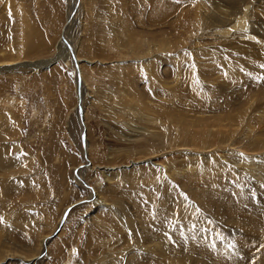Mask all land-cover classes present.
Segmentation results:
<instances>
[{"label": "rangeland", "instance_id": "374dc122", "mask_svg": "<svg viewBox=\"0 0 264 264\" xmlns=\"http://www.w3.org/2000/svg\"><path fill=\"white\" fill-rule=\"evenodd\" d=\"M229 2L0 0V264H264V0Z\"/></svg>", "mask_w": 264, "mask_h": 264}, {"label": "bare ground", "instance_id": "6f19581e", "mask_svg": "<svg viewBox=\"0 0 264 264\" xmlns=\"http://www.w3.org/2000/svg\"><path fill=\"white\" fill-rule=\"evenodd\" d=\"M71 1V0H70ZM227 1V0H226ZM233 2V1H232ZM228 3H230L229 2V0H228ZM71 4V3H70ZM260 4V6H261V3H259ZM224 5V4H223ZM70 6V5H69ZM158 7L159 8V5L158 4H155L154 5V7ZM155 8V9H157L158 10V8ZM201 7H203V6H201ZM262 8H260L259 9V6L258 5H255L254 7H253V9L255 10H257V12L259 11L260 12V14H261V17L263 18V20H260L259 18H257L256 19V21L258 22V24H260L259 22H262V24H263V22H264V7L263 6H261ZM204 9H205V7H203ZM202 8V9H203ZM251 8V7H250ZM69 9V8H68ZM160 9V8H159ZM227 9V10H226ZM242 9V10H241ZM161 10V9H160ZM217 12H221V18H220V16H218L220 19H222L223 21H221L220 22V20H219V22H218V19L219 18H216L215 20H216V24H217V22H218V24L220 23L221 25H223V26H225L224 25V23H228V25H230V27H228V26H225V27H227V28H224V29H222V30H220V34L219 35H217V37L218 36H228L229 35V37L232 35L233 37H232V39H231V41H230V44L231 45H233V46H235V47H237L238 48V46H236V45H238V44H246L245 45V47H253V48H261L259 45H257V44H262V42L260 43L259 41H256V36L254 37V35H253V33L254 32H252L253 30H252V27H250L249 28V24H250V26H251V22L252 21H250V17L252 16V11L251 10H247V8L246 7H244V8H239V9H237V12H235L234 10H232V9H229V7H225V6H222V5H219V7L217 8ZM255 10V11H256ZM69 11V10H68ZM73 11H74V9H73ZM73 11L70 13H68V18H69V15H71L72 16V14H73ZM215 11V10H214ZM226 11H228V13H229V16L231 15V17H234V16H236V17H234L232 20H233V22H232V20H229L228 18L227 19H225L224 18V14L223 13H226ZM155 12V11H154ZM204 12H206L205 10H204ZM216 12V13H217ZM249 12V13H248ZM228 13H226V14H228ZM154 14V13H153ZM208 14V13H207ZM214 14V13H213ZM225 14V15H226ZM233 14H235L234 16H233ZM259 14V13H258ZM201 15V14H200ZM215 15V14H214ZM219 15V14H218ZM156 16V15H155ZM204 16V15H203ZM209 16V15H208ZM213 16V15H212ZM201 17V16H200ZM207 17V16H206ZM226 17H228V16H226ZM231 17H230V19H231ZM215 18V17H214ZM204 20V19H203ZM231 21V22H228V21ZM249 21H250V23H249ZM68 22H69V19H68ZM226 23V24H227ZM205 24V23H204ZM216 24H215V26L214 27H216ZM262 24H260V25H262ZM211 24H209V26H210ZM213 25V24H212ZM207 26V25H206ZM207 26V28L208 29H210L212 26ZM222 26V27H223ZM261 27V26H260ZM65 29H66V27H64ZM68 28V27H67ZM217 29H218V27H216ZM219 28H220V26H219ZM212 30H214L213 28H212ZM252 30V31H251ZM66 31V30H65ZM255 33H257V32H255ZM226 34H228V35H226ZM245 34V35H244ZM202 35V34H201ZM262 35V34H261ZM208 36V35H207ZM206 36V37H207ZM210 36V35H209ZM244 36V41H241V39H242V37ZM205 38V37H204ZM208 38V37H207ZM245 38H246V40H245ZM61 39H62V37H61ZM203 39V38H202ZM219 40V39H218ZM236 40V41H235ZM197 43V42H196ZM248 43V44H247ZM255 43V44H254ZM227 44H229V43H227ZM226 45V44H225ZM256 45V47H254V46ZM227 46V45H226ZM240 47V46H239ZM245 49V48H244ZM248 50V49H247ZM252 50V49H251ZM205 51V50H204ZM206 51H208V50H206ZM205 51V52H206ZM254 51V50H253ZM207 53V52H206ZM208 53H210V50L208 51ZM211 55H213L214 56V54L212 53V51H211ZM211 55H210V57H211ZM4 62H9L8 60H0V63H4ZM18 62V61H17ZM10 64V63H9ZM8 64V65H9ZM12 64V63H11ZM74 64L76 65V62H74ZM242 64V63H241ZM6 65V64H5ZM147 65V64H146ZM148 68V67H147ZM150 69V68H149ZM151 69H153V68H151ZM150 72H152V71H150ZM154 72V71H153ZM75 73H76V77H77V80H78V107H79V116H80V118L82 117V119H83V115H82V102H83V99H82V96L85 94H82L81 93V88L83 89V90H86V87H87V83H86V80H84L83 79V76H82V71L80 70V68H77L76 70H75ZM263 73V72H262ZM154 74V73H153ZM151 75V76H153L154 77V75ZM156 74V73H155ZM155 78V77H154ZM215 81H216V79H215ZM84 84V85H83ZM82 85L84 86V88L82 87ZM263 85V84H262ZM79 88H80V91H79ZM261 95V94H260ZM84 97H85V95H84ZM131 102V101H130ZM131 104H133V102H131ZM130 104V105H131ZM128 105V104H127ZM130 105H128V106H126L125 105V107L126 108H131V106ZM134 105H136V104H133V106ZM137 106H140V105H138L137 104ZM140 108V107H139ZM143 108H145V110H141L142 111V113H141V111H140V109H137L136 107H135V111L133 112V114L134 115H137V116H139V118L140 119H143L142 121H145V120H148V121H151V122H153V121H156V122H158V123H160L161 121H158V120H160V118H158V120H157V118L156 117H153L152 116V118H149L148 116H147V114H149V113H146V112H144V111H149V112H152V110H151V106H144ZM125 110V109H124ZM154 110V109H153ZM155 112L156 111H154V113L153 114H155ZM144 113H146V116H145V114ZM264 111L263 112H261V115H259V117H258V120H260V118L262 117H264ZM85 115V114H84ZM121 115V114H120ZM261 118V119H262ZM153 120V121H152ZM261 121V120H260ZM79 123H80V129H81V136H82V142H83V153H84V158H85V160L87 161L86 162V165H89V163H88V157H87V153L89 152V148H88V143H87V141H86V135H85V123L84 122H82V121H80V119H79ZM156 125V124H155ZM144 128V127H143ZM147 129V128H146ZM150 130V129H149ZM259 140H263L261 137H259ZM262 143V142H261ZM136 144V143H135ZM138 145H140V144H138ZM211 146V145H210ZM208 147V146H207ZM3 148V147H2ZM3 150V149H2ZM4 150L6 151V149L4 148ZM8 151V150H7ZM86 151H88V152H86ZM114 151V150H113ZM175 152H177V151H175ZM1 153V152H0ZM174 154V153H173ZM172 156L170 153H168L167 154V156ZM0 156H1V154H0ZM165 156V155H164ZM166 156V157H167ZM179 156V155H178ZM194 156V155H193ZM258 156V155H257ZM16 157H13V158H4V156H3V158H1L0 157V163H2L3 162V164L4 165H6V163H7V161H8V163H18L17 161H16V159H15ZM164 158V157H163ZM155 159V158H154ZM163 160L164 159H160V160H158V161H150L153 165H159V164H163ZM150 162H148L149 164H150ZM164 162H166V161H164ZM7 163V164H8ZM158 163V164H157ZM135 164V163H134ZM251 164V163H250ZM0 165H2V164H0ZM259 165V164H258ZM3 167V166H2ZM8 167H9V165H8ZM82 166H80L79 168H77L78 170H76V172H75V175L76 176H78V177H80V178H82V175H83V173H84V170L86 169L85 167H82ZM90 167V166H89ZM193 168V167H192ZM88 169V168H87ZM1 171V170H0ZM177 171V170H176ZM116 175H118V172L116 171L113 175H112V178L115 176L116 177ZM174 175V174H173ZM259 175V174H258ZM109 180L111 179V176L109 175V178H108ZM82 183H83V180H82ZM83 185L85 186V187H90V186H88L86 183H83ZM219 190H220V188H218ZM264 193V192H263ZM261 195H263L262 193H259V197H261ZM99 197V198H101V199H103L102 197H100V195L98 194V192H96V190H93V196H92V198L93 197ZM263 197V196H262ZM98 199V198H97ZM93 200V199H92ZM95 201V200H94ZM97 202V201H96ZM101 202V201H100ZM106 203H107V200L106 199H103L102 200V204L101 205H106ZM118 205H119V203H118ZM74 206H76V205H73L71 208H73ZM163 206V205H162ZM119 209H121L122 207H118ZM69 210H70V208L69 209H66V211H65V213H64V217H67L66 215L68 214V212H69ZM121 211V210H120ZM119 211V212H120ZM122 212H123V214H126L125 212V210L124 209H122ZM163 212V211H162ZM117 213V212H116ZM120 214V213H119ZM128 220V219H127ZM128 223H131L132 224V222H128ZM147 231V230H146ZM166 236V235H165ZM146 239V238H145ZM151 239L153 240V241H151V242H155V244L153 245V247H152V245H150L151 247H149L148 248V246H149V244H150V242H144V240H143V243H141L142 244V247H144L145 245H147V246H145V248H148V249H150L152 252H155L156 253V257H155V254H154V257L155 258H164V257H166V256H168V254L170 253V251L167 249V245H165V244H163L162 243V241L159 239V240H154V239H157V238H155V237H151ZM44 240H45V238L44 239H42L41 240V242H42V244L44 243ZM165 242H167V241H165ZM191 243V242H190ZM47 244V243H46ZM153 244V243H152ZM167 244V243H166ZM178 244V243H177ZM179 246V245H178ZM47 247V246H46ZM169 248V247H168ZM11 250V249H10ZM15 252H16V250L15 249H13ZM174 250V249H173ZM3 251V250H2ZM8 252V251H7ZM12 253H14L13 251H11ZM18 252V251H17ZM143 252V251H142ZM147 252V251H146ZM133 253V252H132ZM149 254H151V253H149ZM149 254H146L145 252H143L142 253V255H149ZM236 254V253H235ZM138 255V254H137ZM13 256V255H12ZM126 256V255H125ZM202 256V255H201ZM149 257H151V256H149ZM146 258V257H145ZM153 258V257H152ZM157 258V259H158ZM144 259V258H143ZM147 259V258H146ZM148 260V259H147ZM160 260V259H159ZM140 261V260H139ZM128 262V261H127ZM146 262V261H145ZM210 262V261H209ZM254 263V262H253ZM36 264V263H35ZM67 264V263H66ZM128 264H139V262L136 260V259H133V261L132 262H130V263H128ZM141 264H143V263H141Z\"/></svg>", "mask_w": 264, "mask_h": 264}, {"label": "water", "instance_id": "95a60500", "mask_svg": "<svg viewBox=\"0 0 264 264\" xmlns=\"http://www.w3.org/2000/svg\"><path fill=\"white\" fill-rule=\"evenodd\" d=\"M83 145H84V144H83ZM63 220H64V216H63V218H62V220H61V222H60V224H59V227L54 231L53 235H56V234L58 233L60 227H61L62 224H63Z\"/></svg>", "mask_w": 264, "mask_h": 264}, {"label": "crops", "instance_id": "0c3cea01", "mask_svg": "<svg viewBox=\"0 0 264 264\" xmlns=\"http://www.w3.org/2000/svg\"><path fill=\"white\" fill-rule=\"evenodd\" d=\"M52 33V32H51ZM33 63H35V62H33Z\"/></svg>", "mask_w": 264, "mask_h": 264}]
</instances>
